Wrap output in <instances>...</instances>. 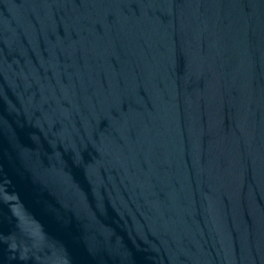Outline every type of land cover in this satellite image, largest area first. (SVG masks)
Returning <instances> with one entry per match:
<instances>
[{
	"label": "water",
	"instance_id": "water-1",
	"mask_svg": "<svg viewBox=\"0 0 264 264\" xmlns=\"http://www.w3.org/2000/svg\"><path fill=\"white\" fill-rule=\"evenodd\" d=\"M0 264H264V0H0Z\"/></svg>",
	"mask_w": 264,
	"mask_h": 264
}]
</instances>
